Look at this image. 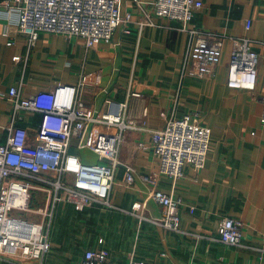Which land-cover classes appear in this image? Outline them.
Wrapping results in <instances>:
<instances>
[{"label":"crops","instance_id":"obj_1","mask_svg":"<svg viewBox=\"0 0 264 264\" xmlns=\"http://www.w3.org/2000/svg\"><path fill=\"white\" fill-rule=\"evenodd\" d=\"M4 1L0 0V141L6 136L3 127L12 122L11 87L30 97L63 83L79 85L82 80V98L94 111L102 110L108 100L125 103V112L137 121L144 109L147 128L162 129L168 119L189 115L211 130L204 167L196 172L186 166L174 181L158 174L150 137L137 130L127 132L113 174L112 207L77 211L60 204L51 225L53 246L44 264H73L89 248H105L112 262L123 264L130 256L150 264H264V125L260 122L264 45L253 46L259 60L254 88L226 86L230 39L264 40V0H200L202 6L194 11L188 29L223 38L220 62L211 76L200 79L181 76L190 34L164 18L153 17L152 25L140 26L143 17L132 9L130 0L122 2L123 12L132 11L130 33L125 34L120 25L111 41L89 50L83 38L51 31L31 41L15 29L11 22L15 13L3 12ZM246 20L251 22L249 31ZM131 91L140 98L129 97ZM21 112L23 118L14 125L33 134L40 114ZM78 153L84 156L82 150ZM126 167L133 170L130 185L124 179ZM141 176H153L156 189L181 200L178 232L154 222L161 215L160 207L149 195L154 187ZM134 203L139 208L133 213ZM224 218L241 221V246L220 241L218 224ZM74 219L82 226L74 225ZM0 264L13 263L2 260Z\"/></svg>","mask_w":264,"mask_h":264},{"label":"built area","instance_id":"obj_2","mask_svg":"<svg viewBox=\"0 0 264 264\" xmlns=\"http://www.w3.org/2000/svg\"><path fill=\"white\" fill-rule=\"evenodd\" d=\"M123 0H5L4 13H15L11 22L16 30L34 41L40 33L51 31L84 39L86 49L111 41L114 30L128 25L132 11H122ZM132 9L142 15L140 26L152 25L153 17L179 24V29L191 36L185 68L181 76L200 79L211 76L218 65L223 38L214 34L188 29L194 11L201 8L200 0H130ZM251 22L244 27L250 30ZM6 28L4 35L11 33ZM233 45L227 67L226 86L252 90L257 83L258 54L254 45L264 40L248 37L231 38ZM9 40L7 44L11 45ZM19 59L20 56H16ZM79 85L62 84L53 89L38 91L30 97L20 94L13 86L8 96L13 104L11 124L4 126L5 139L0 141V261L13 264H44L50 253L51 229L56 208L64 203L83 210L88 206L111 208L113 174L119 165L118 155L124 135L132 130L146 133L158 164V174L173 181L182 177L184 167L199 172L206 162L211 130L184 115L170 118L162 129L147 128L143 109L140 121L125 112V103L105 101L102 110L94 111L84 103ZM129 97L140 98L131 91ZM22 110L40 114L37 130L32 134L20 125ZM264 125V110L260 120ZM76 138V143H74ZM139 147H142L140 144ZM91 150L96 163L85 161L78 151ZM106 159L108 162L103 161ZM125 182H133V170L126 167ZM140 179L154 188L151 199L160 207L161 215L154 222L174 232L179 231L181 200L155 188L153 176ZM33 190L46 195L43 208L34 209L38 219L26 216L30 211ZM137 203L131 212L137 211ZM191 211L192 208H190ZM221 242L241 246L243 225L239 219L224 218L218 224ZM101 244L102 240H98ZM160 257H165L161 254ZM127 264H150L133 261ZM73 264H123L112 262L105 248L86 249Z\"/></svg>","mask_w":264,"mask_h":264},{"label":"rangeland","instance_id":"obj_3","mask_svg":"<svg viewBox=\"0 0 264 264\" xmlns=\"http://www.w3.org/2000/svg\"><path fill=\"white\" fill-rule=\"evenodd\" d=\"M73 141H74V143H76V141H77L76 138H74ZM85 151H87L88 154H86L87 152L85 153ZM82 153L84 154V158L83 159L85 161L90 162V163H96V156L92 153L91 150L83 149ZM32 194H33V197L31 199L30 211L26 212L25 214H26L27 217H29V218L34 220V219H38L39 218L38 215L34 214V209L43 208L45 206V204H46L47 197H46V195L44 193L39 192V191H35V190H33ZM62 205H69V206H72L73 208L77 209V211H81L74 204H71V203H69V204L68 203L67 204L62 203ZM92 207L96 208V206H92ZM97 207L100 208V206H97ZM73 222H74V225L76 224V226H79V225L82 226V223H80L79 220L74 219ZM77 224H79V225H77Z\"/></svg>","mask_w":264,"mask_h":264},{"label":"water","instance_id":"obj_4","mask_svg":"<svg viewBox=\"0 0 264 264\" xmlns=\"http://www.w3.org/2000/svg\"><path fill=\"white\" fill-rule=\"evenodd\" d=\"M103 161H105V162H108L106 159H102Z\"/></svg>","mask_w":264,"mask_h":264}]
</instances>
